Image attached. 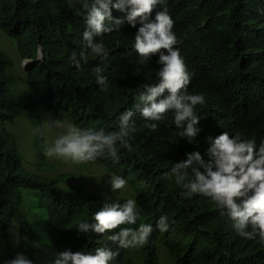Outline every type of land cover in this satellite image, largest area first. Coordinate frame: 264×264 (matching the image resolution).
Masks as SVG:
<instances>
[{"label": "trees", "instance_id": "16d2710c", "mask_svg": "<svg viewBox=\"0 0 264 264\" xmlns=\"http://www.w3.org/2000/svg\"><path fill=\"white\" fill-rule=\"evenodd\" d=\"M167 7L178 37L174 47L193 75L191 87L206 94V103L197 105L202 132L189 143L175 135L170 113L155 122L153 130L152 122L137 112L131 147L121 148L119 159L107 153L97 158L108 172L126 178L137 200V224L120 227L135 228L141 222L155 226L160 215L169 220L167 231L154 227L148 243L120 249L111 264H264V243L239 236L214 202L199 195L181 196V187L164 175L186 152L204 155L207 135L230 131L258 144L264 139V0H167ZM84 11L80 0H0V31L15 42L22 59H37L42 48V58L25 72V89L19 91L10 73L14 60L0 49V242L8 259L22 252L34 264H51L55 253L66 248H116L108 240L110 232L78 235L75 229L81 221H91L103 203L124 199L97 192L76 195L63 184V175L27 170L10 130L22 114L36 118V167L44 172L51 163L44 155L42 113L63 115L82 128L97 129L109 121L110 130L116 131L117 116L132 107L133 93L158 82V54L145 65L138 63L132 50L136 29L126 21L119 31L103 35L108 61L89 53L77 70L69 57L80 50ZM125 15L113 9L114 18ZM98 65L108 76L103 90L95 82ZM15 224L19 231L12 249Z\"/></svg>", "mask_w": 264, "mask_h": 264}, {"label": "clouds", "instance_id": "9594fccd", "mask_svg": "<svg viewBox=\"0 0 264 264\" xmlns=\"http://www.w3.org/2000/svg\"><path fill=\"white\" fill-rule=\"evenodd\" d=\"M85 29L80 50H73L69 60L77 70L81 62L87 63L89 53L101 62L108 61L110 52L103 42V35L119 31L126 21L135 28L132 50L138 54V63L145 65L158 54L155 70L156 83H146L133 93V104L117 116L118 130L112 131L111 122L97 129L82 128L75 124L65 125L63 120L49 118V128L65 127L51 144L45 147L47 157L69 160L74 163L95 161L109 154L119 159L121 148L131 147V133L136 131L132 119L138 112L155 130L167 113L171 114L175 135L189 143L196 141L202 132L197 105L206 103V94L192 89L193 75L188 71L178 47V37L173 31L174 20L167 0H80ZM113 9L126 13L114 18ZM264 12V9L260 10ZM154 12V15H153ZM100 37V39H97ZM164 49L166 51H161ZM95 82L101 90L108 87L106 69L94 68ZM208 144L204 155L198 150L185 153V159L174 162L164 174L180 186V195L189 198L199 195L214 202L221 215L231 221V228L242 238L264 243V139L259 144L240 132L223 131L216 136L207 135ZM199 144V141H197ZM207 157L205 159L204 157ZM106 183L111 192L124 190L128 181L122 175L111 174ZM140 218L137 200L128 198L123 202L103 203L91 221H81L77 234L109 233L108 240L116 248L100 246L92 251H73L71 248L55 253L51 264H111L120 249L143 247L155 229L165 232L169 228L167 215H160L155 226L139 223L135 228L120 227L136 225ZM115 230V231H111ZM3 264H34L26 254L18 252Z\"/></svg>", "mask_w": 264, "mask_h": 264}, {"label": "rangeland", "instance_id": "374dc122", "mask_svg": "<svg viewBox=\"0 0 264 264\" xmlns=\"http://www.w3.org/2000/svg\"><path fill=\"white\" fill-rule=\"evenodd\" d=\"M0 49L6 52L14 60V67L10 73L12 78L15 76V88L19 90L25 89V72L33 65L31 59H22L20 56L15 42L4 35L0 31ZM49 118H56L63 120L67 125L69 120L63 115L57 117L49 113H42V121L44 132L46 135L47 146L60 134H62L65 127H52L49 128L46 121ZM11 132L15 135L19 149L24 156V166L27 170L33 173H40L42 175L57 176L63 175L64 185L67 186L76 195H82L87 192H97L108 197H116L122 199H128L131 197V188L126 185L124 190H117L113 193L109 189V185L106 183L108 176L112 173L108 172L105 166H103L97 159L95 161H89L84 163H74L69 160L58 159L48 157V161L51 163V169L40 172L36 167V137H37V120H32L26 115L22 114L15 125L10 126ZM18 225L15 224L10 231L9 244L12 249H15L18 239ZM168 257L166 251L162 250V258L165 260ZM8 259L6 246L4 242H0V264Z\"/></svg>", "mask_w": 264, "mask_h": 264}, {"label": "water", "instance_id": "95a60500", "mask_svg": "<svg viewBox=\"0 0 264 264\" xmlns=\"http://www.w3.org/2000/svg\"><path fill=\"white\" fill-rule=\"evenodd\" d=\"M39 58H42V48H41V51H40V53H39L37 59L32 60V63L34 64ZM27 60H28V59H27ZM31 68H32V65H31V67L28 68V71L31 70Z\"/></svg>", "mask_w": 264, "mask_h": 264}]
</instances>
